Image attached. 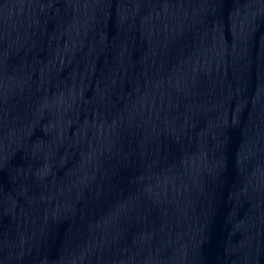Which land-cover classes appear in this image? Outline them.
Returning <instances> with one entry per match:
<instances>
[{"label": "water", "instance_id": "obj_1", "mask_svg": "<svg viewBox=\"0 0 264 264\" xmlns=\"http://www.w3.org/2000/svg\"><path fill=\"white\" fill-rule=\"evenodd\" d=\"M0 264H264V0H0Z\"/></svg>", "mask_w": 264, "mask_h": 264}]
</instances>
